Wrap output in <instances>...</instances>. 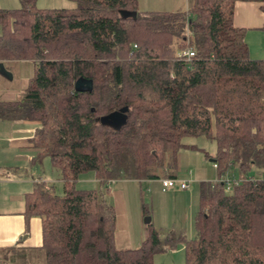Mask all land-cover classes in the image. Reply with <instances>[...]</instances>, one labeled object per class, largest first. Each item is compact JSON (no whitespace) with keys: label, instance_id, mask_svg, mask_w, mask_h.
Returning <instances> with one entry per match:
<instances>
[{"label":"trees","instance_id":"16d2710c","mask_svg":"<svg viewBox=\"0 0 264 264\" xmlns=\"http://www.w3.org/2000/svg\"><path fill=\"white\" fill-rule=\"evenodd\" d=\"M68 1L75 8L0 9V65L33 64L20 98L0 101V121L39 124L30 164L48 160L62 185L56 195L38 182L24 196L25 228L40 220L30 263L153 264L181 242L184 264H264V61L250 59L246 30L233 24L237 2L259 4L264 18V0H191L178 12ZM187 49L189 61L178 56ZM79 80L91 88L76 89ZM125 108L122 123L107 120ZM186 138L215 145L205 158L217 179L199 184L195 238L162 241L149 229L138 248L117 249L114 208L79 178L176 180L179 151L196 150Z\"/></svg>","mask_w":264,"mask_h":264},{"label":"rangeland","instance_id":"374dc122","mask_svg":"<svg viewBox=\"0 0 264 264\" xmlns=\"http://www.w3.org/2000/svg\"><path fill=\"white\" fill-rule=\"evenodd\" d=\"M153 4L151 3L150 6L153 7ZM158 4L160 5L161 2ZM36 7L41 9H73L75 8V4L68 0H36ZM17 8H20L18 0H0V9ZM248 51L250 59L260 60L264 58L262 57L264 56V48L253 51V49L248 47ZM31 75V62H9L2 65L0 67V101L18 100L26 88ZM0 125L10 127L11 133L16 137L18 134L22 136L24 133H28L31 127H39L37 122L16 124L0 121ZM0 137V139H3L5 145L10 144V140L16 138L4 135ZM201 142L204 144L202 145ZM182 143L186 146L194 147L196 150L187 148V150L182 149L179 151L176 172L177 179L175 180L174 187L168 188L165 193L161 191V180H155L149 185L144 183L140 188L136 183L117 181L115 185L109 188V193L113 196H110L106 200L116 213V231L120 235H123V233L130 234L132 244L137 242V248L140 246V237L144 236V231L149 229L156 230L160 234L162 241H165L167 237L171 239L184 237L185 240H192L196 236L193 220L198 210L199 184L201 182H212L217 179L213 164L205 158V154L208 156L214 154L215 145L204 138H186ZM3 160H6V158L3 157ZM18 163H22L19 171L24 167V170L27 171H25V174L32 173L34 179L40 178L48 186H52L56 195L61 194L60 175L50 165L48 160H43L41 164L31 166L32 168L28 167V162L24 163V161H21ZM231 173L229 172L225 175L224 181L232 179L233 173ZM181 183H184L187 188L182 190L179 186ZM76 187L78 189L97 190L100 194L105 191L108 193V186L101 187L92 173L81 176ZM146 218H150L149 225L144 222ZM9 257L10 254L6 258ZM39 259V264H44L43 258L39 257ZM0 260H2L1 257ZM184 263V244L181 242H177L175 248H168L165 252L153 258V264ZM6 264H9L8 261H6ZM26 264L31 263L27 262Z\"/></svg>","mask_w":264,"mask_h":264},{"label":"crops","instance_id":"0c3cea01","mask_svg":"<svg viewBox=\"0 0 264 264\" xmlns=\"http://www.w3.org/2000/svg\"><path fill=\"white\" fill-rule=\"evenodd\" d=\"M158 1L161 2L162 6L158 4ZM136 2L140 12H178L185 11L190 6L191 0H136ZM141 3L143 4L141 5ZM151 3H154L153 7L150 6ZM263 21L264 18L259 10V4L244 2L235 4L233 24L236 28L246 30L244 41L247 47H250L253 51L264 48V31L261 30ZM263 59L261 58L260 60ZM13 123L27 124L33 122L18 121ZM36 129V127H31L28 133H24L22 136L18 134L16 137L11 133L10 127L0 125L1 135L16 137L14 140H10L11 143L8 145H5L3 139H0V257L3 260V262L0 260V264H6V261L8 263L9 261L12 262L9 264H26L25 258L30 263V259L37 256L36 250L41 247L40 220L37 218L30 219L28 229H26L22 214L24 211V196L32 192L38 182L43 181L40 178L34 179L32 173L25 174L26 170H24L23 166V169L19 171L22 163H18L21 161H24V163L28 162V167L32 168L30 162L35 153L30 140ZM3 157L6 160H3ZM153 181L136 182L122 180L118 182L136 183L140 188L142 184L146 183L149 185ZM116 183L117 181L110 182L107 185L108 193L106 191L101 193L106 203H108L106 199L113 196L109 193V188ZM143 239L144 236L142 235L140 244ZM114 244L117 249L137 248V242L132 244L130 234L123 233V235H120L118 231H115ZM9 254L10 257L6 258Z\"/></svg>","mask_w":264,"mask_h":264},{"label":"water","instance_id":"95a60500","mask_svg":"<svg viewBox=\"0 0 264 264\" xmlns=\"http://www.w3.org/2000/svg\"><path fill=\"white\" fill-rule=\"evenodd\" d=\"M0 67H2V65H0ZM85 85L82 81H77L76 84H75V87L76 89H79L81 86ZM87 88H91V83H87L85 85ZM127 111V109H123L121 111H118V112H114L112 114H110L108 117H107V120L113 122V123H116V124H119V123H122L124 121V113ZM146 224H149L150 223V218H146L145 221H144Z\"/></svg>","mask_w":264,"mask_h":264},{"label":"built area","instance_id":"2783aa9c","mask_svg":"<svg viewBox=\"0 0 264 264\" xmlns=\"http://www.w3.org/2000/svg\"><path fill=\"white\" fill-rule=\"evenodd\" d=\"M181 59H184L185 61H189L190 58H192L194 56L193 52L191 50H185L182 53H180L178 55ZM215 168V166H214ZM161 184H162V191L165 192L168 188H172L175 185V180L172 179H165V180H161ZM180 188L182 190L186 189L187 186L184 183H181ZM228 187H230V185H228Z\"/></svg>","mask_w":264,"mask_h":264}]
</instances>
